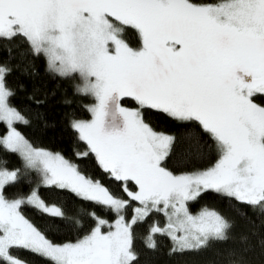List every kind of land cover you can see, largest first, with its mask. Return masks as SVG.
<instances>
[{
	"label": "rangeland",
	"instance_id": "374dc122",
	"mask_svg": "<svg viewBox=\"0 0 264 264\" xmlns=\"http://www.w3.org/2000/svg\"><path fill=\"white\" fill-rule=\"evenodd\" d=\"M112 16L139 29L140 48L130 47L121 37ZM169 21L178 30L193 29L186 38L167 40L166 46L183 54L195 50L200 56L196 64L186 60L160 77L153 66L164 72L169 59L162 55L161 66L149 53L160 47L161 35L154 29ZM15 32L27 35L54 71L78 75L81 89L92 97L91 118L74 125L105 169L136 182L134 197L141 201L127 221L122 208L126 201L112 198L99 181L82 175L61 154L30 145L13 127L19 117L8 103L0 67V119L10 128L2 137L5 145L21 155L27 168L39 170L46 184L112 203L119 214L109 240L102 230L107 222L99 218L97 228L78 244L56 245L29 221L21 206L34 203L51 213L59 212L58 207L48 206L37 192L6 198L2 189L17 172L0 170V256L11 264H30L10 255L14 245L58 264H129L131 224L151 208L167 217L166 224L155 229L168 232L179 248L196 247L220 237L226 225L217 211L190 213L188 200L205 189L246 202L264 198V106L253 98L264 94V0L206 6L188 0H0V35ZM125 97L135 98L139 106L124 105ZM147 106L177 118L202 120L221 142L222 157L202 172L167 174L161 161L171 137L144 122L140 110Z\"/></svg>",
	"mask_w": 264,
	"mask_h": 264
},
{
	"label": "trees",
	"instance_id": "16d2710c",
	"mask_svg": "<svg viewBox=\"0 0 264 264\" xmlns=\"http://www.w3.org/2000/svg\"><path fill=\"white\" fill-rule=\"evenodd\" d=\"M188 1L203 6L227 2ZM112 20L130 47L142 46L143 37L136 26L120 22L114 16ZM0 67L4 69L8 103L19 117L13 127L33 147L61 154L75 164L82 175L99 181L112 198L126 201L123 215L130 222L141 201L134 197L138 191L136 182L113 176L105 169L74 125L78 120L91 118L92 97L81 89L78 75L54 71L46 56L36 51L27 35L21 32L0 35ZM253 98L264 106L263 93H255ZM121 101L131 107L139 106L133 97ZM140 111L144 122L155 132L171 137L170 147L161 161L167 174L202 172L212 168L222 157L221 142L204 127L202 120L177 118L150 106ZM9 130L0 119V170L17 172L16 178L3 187L4 196L22 198L37 192L48 206H57L59 212L55 213L42 210L34 203L21 206V212L51 243L78 244L97 228L99 218L107 222L102 230L109 240L113 222L119 215L112 203L85 198L67 187L46 184L39 170L27 168L21 155L5 145L2 137ZM186 205L193 214L205 209L217 211L225 221L223 234L210 237L196 247L179 248L168 232L154 228L163 227L167 217L160 209L151 208L131 224L129 264H264V198L246 202L217 189H205ZM9 251L11 256L30 264H58L26 246L14 245ZM0 264L11 263L0 256Z\"/></svg>",
	"mask_w": 264,
	"mask_h": 264
},
{
	"label": "flooded vegetation",
	"instance_id": "af4514ba",
	"mask_svg": "<svg viewBox=\"0 0 264 264\" xmlns=\"http://www.w3.org/2000/svg\"><path fill=\"white\" fill-rule=\"evenodd\" d=\"M163 25L164 26H162V28L160 27V28L154 29V32H156L155 34L161 35L159 36L160 39L157 43V45L160 47H154L153 49H151V53H149L150 60L153 62H159L161 66L164 65V62L162 61V55H164L165 57H167V59H169V62H168L169 67L163 66L165 67L164 72H162V68L157 67L156 64L153 66V68L157 70L160 77H163V75H165L166 73L172 70L176 71L179 68L178 67L179 64H181L182 62L186 60H189L191 63L196 64L198 62V57L200 56L198 52L196 53L195 50H194L195 53H192L189 49H187V51L183 54L179 50H174L171 46H166L167 40L174 39V38H186V36L191 34V30L193 28L192 29L188 28L186 30L184 29L178 30L176 28V25L173 24L172 21H169V23L166 22L165 24L163 23ZM169 25H172V28H173L172 30L168 29ZM178 45L180 46V44ZM203 46L206 47L205 45H202L201 48H204ZM161 50H164V53H162ZM170 55L173 56V58H171Z\"/></svg>",
	"mask_w": 264,
	"mask_h": 264
}]
</instances>
